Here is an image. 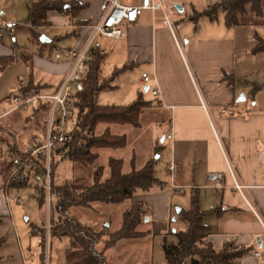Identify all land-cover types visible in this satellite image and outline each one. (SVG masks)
I'll use <instances>...</instances> for the list:
<instances>
[{
    "label": "crops",
    "instance_id": "0c3cea01",
    "mask_svg": "<svg viewBox=\"0 0 264 264\" xmlns=\"http://www.w3.org/2000/svg\"><path fill=\"white\" fill-rule=\"evenodd\" d=\"M35 1L37 0H0V20L14 21L17 24L11 29H0V80L23 63L24 75L16 77V81L11 77L6 80L3 84L6 92L20 87L14 94L53 95L71 69L72 60L68 51L84 48L92 37L94 26L101 21L103 0H78L88 7L75 17L51 11L48 13L49 25L42 27H33L27 23L29 9ZM69 1L71 0H65ZM140 1L122 0V3L134 6ZM164 1L168 3L171 0ZM174 1L185 5L181 0ZM212 4L205 5L196 12L205 16L204 12ZM180 10L183 11L182 8ZM167 14L173 23L172 28L164 26L165 16L162 11H145L135 24L124 27L125 38L112 40L99 36L93 41L91 52L93 54V51L98 50L103 53V78H109L107 76L112 72L126 65H131L132 69L136 68L141 73V83L142 75L150 74L152 81L145 87V91L151 96L146 99L141 96L144 101L151 103V107L144 111L154 109L168 117L167 134L172 133V138L167 139L165 136L161 142H168L169 164L175 162L178 165L174 178L169 172V164L167 167L172 179L171 189L180 194L174 186L182 187L181 184L186 183L189 188L184 187L185 194L181 195H186L187 189L194 190L202 211L219 210L218 216L207 219V223L213 228L207 243L220 250L227 242H234L248 250L239 260L240 264H260L253 253H264V105L259 101L250 105L254 96L249 104L242 103L239 97L245 95L246 101V94L253 92L252 87L258 85L251 80L254 71L264 72V62H261L264 53H255L257 37L264 40V36L254 32L262 23L253 19L257 18L253 15L255 17L250 21H242L240 26L234 28L220 24L214 27L212 23L219 20L212 21L206 16L202 19L207 18L210 24L196 26L191 21L188 23L184 19L179 21L173 18L168 10ZM62 34L66 37L63 38ZM42 37L47 41H41ZM97 40L99 42L96 44ZM25 44L29 47L24 46ZM106 71L109 72L105 75ZM115 81L112 83L114 87ZM28 89L31 91L27 92ZM153 91H158V94L154 96ZM5 98L6 95L2 94L0 101ZM5 105L3 110L0 109V115L12 108L9 100ZM23 110L26 109L0 118V124L8 120L7 117L20 114ZM15 119L21 122L16 125L20 130L29 124V118L21 115ZM112 126L111 134L126 136L128 146V134L133 133L134 129H140L141 123L139 127L129 126L134 129H129L128 133L122 131L116 134L112 131ZM105 129V125L99 127V134ZM30 139H26V144L23 145L15 138H10L14 140L12 146L22 151ZM162 149L163 147L156 148L159 152ZM99 150L97 153L100 156ZM134 153L133 150L128 156L129 162L121 157H110L108 163L110 159H121L124 161V172L130 173L134 165L136 169H142L152 161L150 158L141 165ZM155 174L158 178L156 171ZM218 174L224 175L223 189L214 187ZM236 184L243 187L241 192L235 189ZM32 187L39 191L33 183L21 190H14L0 180V264H40L42 238L32 233L33 228L27 225L31 219L23 217L20 211V206L24 204L21 192L33 189ZM171 189L156 186L150 191H138L131 201L116 205L123 210V214L119 229L113 232L110 230L111 216H108V226L104 225L108 222L104 221L105 217L98 218L97 221L103 222L104 229L114 233L120 230L124 213L133 206H141L146 211V218L137 230L147 234L143 238L129 240L135 241L129 245L134 246L154 235L169 236L173 222L177 221L176 218L174 221L172 214L174 197ZM16 196L22 199V204L13 200ZM5 197L10 200L6 201ZM99 206L94 204L86 209L98 212V208H101ZM75 210L81 209L74 207L70 213ZM71 215L83 221L79 212ZM184 229L183 224L181 230ZM64 237L72 241L71 237ZM107 239L108 237H104L98 244V250L104 251L108 260L107 252L125 240L106 249ZM80 245L86 247V242L80 240ZM134 249L139 247L134 246ZM146 255L150 263L154 264V245ZM160 261L168 264L163 257H160ZM108 263L111 264L109 260Z\"/></svg>",
    "mask_w": 264,
    "mask_h": 264
},
{
    "label": "trees",
    "instance_id": "16d2710c",
    "mask_svg": "<svg viewBox=\"0 0 264 264\" xmlns=\"http://www.w3.org/2000/svg\"><path fill=\"white\" fill-rule=\"evenodd\" d=\"M68 6V7H67ZM88 7L80 4L78 0H37L29 9L27 23L33 27L49 25L48 13L57 11L68 13L73 17ZM224 14V22L227 28H234L242 24V18L254 14L257 18L264 15V0H218L204 12L210 20L216 21L218 13ZM255 53H264V40L257 37ZM104 56L101 51H93V60L89 65V77L82 82L78 92L80 116L76 130L71 135L67 144L61 149L62 159H69L76 165L89 166L97 162L99 149H122L127 146L126 136H115L110 132V126H140V117L143 111L151 107V103L143 100L140 95L138 100L128 106H102L98 104V96L105 90H113L116 87L112 83L123 73L132 69L126 65L122 69L115 70L112 77H102V64ZM26 91V90H24ZM31 91L30 89L27 92ZM33 116L29 118V124L36 131H43L48 106L37 105L33 108ZM43 124V125H42ZM106 126L101 134L100 126ZM42 127V128H40ZM4 128H0L3 130ZM33 137V136H32ZM31 137V139H32ZM30 139V140H31ZM29 140V142H30ZM28 142V143H29ZM18 149V148H17ZM26 149V148H25ZM25 150H16L18 156H23ZM17 156V157H18ZM53 166L52 201L56 199V213L58 220L50 229L53 237H71V247L66 253V264H109L104 251L98 250V244L105 240V248H113L121 240L143 238L147 233H141L137 227L145 220L146 211L143 207L133 206L124 213L120 230L110 233L108 229L97 231L83 224L71 215V207L90 208L94 204L122 205L131 201L138 191H150L162 183L155 174V162L149 161L142 169H136L135 165L130 173L124 172V161L110 159L107 168L98 166L90 179L85 177L75 178L72 184L56 187L54 184ZM16 158L11 159L3 171L5 178L9 180L8 187L21 190L33 182L25 177L23 168L16 171ZM16 171V172H15ZM7 182V181H6ZM34 184V183H33ZM39 188V187H37ZM41 199L40 206H45V194L39 189ZM54 207L52 205V213ZM219 210L204 212L199 207L197 197L192 199L191 208L188 211L181 210L177 218L184 224V230H170L175 241H169L167 236L163 241V252L168 264H240L248 250L227 242L220 250L215 249L206 240L211 235L212 226L207 223L210 216H218ZM45 229L33 227L32 233L43 238L42 246L45 249ZM59 230L63 232L59 234ZM65 230V231H64ZM42 234L44 236H42ZM80 240L86 242V247L80 245ZM44 253L40 254L39 262L44 264Z\"/></svg>",
    "mask_w": 264,
    "mask_h": 264
},
{
    "label": "rangeland",
    "instance_id": "374dc122",
    "mask_svg": "<svg viewBox=\"0 0 264 264\" xmlns=\"http://www.w3.org/2000/svg\"><path fill=\"white\" fill-rule=\"evenodd\" d=\"M181 1L183 2V4L185 3V5L176 3L174 0L168 1V3L164 1L166 9L170 14H172L171 16L173 18L178 19L179 21L184 19L185 21H188V23H190L189 21H191V23H194L196 26H200V25L203 26L205 23L210 24L207 18L202 19L203 17L206 16L200 15V13L196 11H198L200 8H204L205 5L207 6L208 4L215 3L216 0H203V1L181 0ZM180 8H182L183 11H181ZM253 15L254 14H249V16L248 15L244 16L241 20L244 22H248L252 17H255ZM223 19H224V15L220 11L218 13L219 21L212 23V25L214 27H216L218 24L224 26L225 22L223 23L224 21ZM253 19H258V21L262 23L260 24L259 28L254 29V32H256L259 36H264V16L261 18H253ZM62 37L65 38L66 37L65 34H62ZM98 42L99 40L96 41V44ZM24 46H26L27 48L29 47L27 44H25ZM93 48H95V46ZM261 62H264V58H262ZM23 68L24 65L22 63L19 68H14L12 72H8V74L4 78H2V80H0V96L2 94L6 95V98L0 101L1 110H3L4 106L6 107L5 102L9 99V96L11 97L12 94L17 92V90H19L20 88V87H15L16 88L15 90L10 91L9 89L6 92V90L3 87L4 82L8 80L10 77L11 79L13 78L14 81H16V77H18L19 75H24L22 71ZM1 71H2V67H0V73ZM108 72L109 71H106L105 75L108 74ZM112 75L113 72L107 77L110 78L112 77ZM122 76L124 78H122ZM251 80L253 82L258 83L257 87L256 86L252 87L253 92L246 94V101L241 99V97L245 95H241L239 97V100L241 99L242 103L249 104L250 99L254 96V99L252 100V103L250 102V105L254 104L257 101H259L260 103H262V105H264V86H263L264 72L262 70H255L251 77ZM115 84L117 87L116 89L107 90L99 95L98 98L99 104L113 105V106H128L136 102L140 95H143L144 99L151 96V94H148L145 91V87L149 85L144 86L141 83V73L138 72L136 68L132 69L131 71L125 74L120 75L119 79L115 81ZM33 112H34L33 108H27L26 110L21 111L20 114H15L13 116L7 117V119L10 122L8 120H4V122L0 124V128H3L2 127L3 125L5 126L4 129L1 130L0 132V180L2 179L3 183L6 186L9 184L11 177H9V180L8 178L7 179L5 178L6 173L3 171V167L6 166L11 159H15L18 156L16 154V150L18 151V149L17 147L12 146V141L14 140H10V138L13 137L15 138V140H18V143L25 145L26 142L24 141L26 139H30L31 136L41 132L39 130L36 131L35 129L36 126L32 127V125L30 124H28V126H24L20 130L16 126L18 123L19 124L21 123L18 122L20 118H18V120L15 118L19 117L20 115L23 118H30L33 116ZM140 123H141L140 129H134L129 126H120V125L112 126V131L116 134L122 133V131L128 133V131H130L129 129H134L133 133L128 134L129 144L127 148L124 149L99 150L100 153L99 159L93 165H89L86 167L79 166L71 162L69 159H62L61 157L58 156L56 158V167L54 171L55 186L62 187L67 184H72L75 178H79V177H85L90 179L92 173L98 166H107L110 157H115V158L121 157L124 158L127 162H129L127 158L128 156H130V154H132L134 150L136 160L139 164L143 165L150 158L154 160L155 171L157 173L159 181L162 183L164 189L165 188L171 189L170 186L172 184L171 181L172 179L168 173V168H167L169 164L168 142L166 141H164L163 143L161 142V139L168 135L167 134L169 131L168 117H166V115L161 111L148 109L143 112L140 118ZM18 126L20 127V125ZM157 147L159 148L163 147V149L159 152L156 150ZM130 149L132 150L131 153H130ZM52 178H53V173H52ZM185 184L182 183L181 184L182 187L189 188ZM32 188L33 189H28L21 192L23 193L24 196V204L20 206L21 214L23 217L27 216L31 219L27 224L29 228L34 227L38 229H45L44 232H45L46 247L45 249H43V246L41 247V254L44 253V258H43L44 264L48 253V245H47L48 241H49L48 264H66L65 263L66 253L68 249L71 247L70 239L64 236L53 237L52 233H50V229H52L51 227L55 223L52 220L53 219L58 220L59 218L55 208L57 201L55 198H53L52 205L54 207V211L53 213L52 211L48 213L46 205L40 206L39 203V200L41 199L39 193L40 190L38 189L39 191H36L35 187ZM172 193L174 197L172 200V214H173V219L174 218L177 219L176 222H173L172 229L181 230L183 224L177 218L176 209L181 208L182 210L185 211L190 210L192 199L196 196V192H194V190L187 189L186 195H181L173 190ZM98 205H100L99 207H101L98 208V212H101L100 215H97L98 212H93L90 209L81 208V207H80L81 210H75L74 213L77 212L80 213L79 216L83 220L82 221L83 224L89 225L91 228L94 229H99L100 231L104 230L103 222L100 223L97 221V219L98 218L101 219L102 217H105L104 221H108L109 220L108 216L109 217L111 216L112 221L110 223L111 224L110 230L113 232L117 228L119 229L120 227L119 224L122 222L123 210L116 205H108V204H98ZM73 209L74 207H71V210ZM85 213L87 215H85ZM109 222L110 221L106 222L104 225L108 226ZM62 232H63L62 230H59L58 235H60ZM42 236L44 235L42 234ZM167 238L169 241H175L172 235H169ZM163 241H164V236L154 235L152 237H148L146 240H142L134 244L135 247H139V249H134V246L129 245V243H134L135 241L125 240L119 243L115 248L111 249V251L107 252V257L111 264H151L148 256L146 255V252L148 250L151 251L154 245V249H155L154 264H164V262L160 261V257H163V260L166 261L162 249ZM42 242H43V238H42ZM126 245L129 246L125 248ZM126 251H129V253H126Z\"/></svg>",
    "mask_w": 264,
    "mask_h": 264
},
{
    "label": "built area",
    "instance_id": "2783aa9c",
    "mask_svg": "<svg viewBox=\"0 0 264 264\" xmlns=\"http://www.w3.org/2000/svg\"><path fill=\"white\" fill-rule=\"evenodd\" d=\"M103 17L99 23L94 26L93 34L89 42L80 50H69L68 56L72 60V66L64 81L53 95H43L40 93H16L9 97V103L12 108L0 118L27 108H34L37 105L48 106V114L44 124V129L40 133L33 135L27 144L23 156L16 157V171L23 168L25 177L41 188L45 194V204L48 213L52 211V173L53 166L56 164V158L62 157L59 152L67 144L71 135L77 128L80 108L78 92L80 85L89 76V65L93 60L91 46L93 41L99 37H107L112 40H121L126 37L125 26L135 24L139 17L145 11H162L165 16L164 26L172 28L173 23L170 20L164 0H141L139 4L131 6L122 3V0H103L101 6ZM14 21L4 22L0 20V29H11L16 27ZM151 76L148 73L142 75V83L149 85ZM149 89V88H148ZM156 96L158 91H153ZM172 138V133L166 136ZM15 171V172H16ZM178 171V165L175 162L169 164V172L174 178ZM223 174H218L215 179L214 187L223 189ZM8 187V185H7ZM180 194H185V188L174 186ZM235 189L239 192L243 187L236 184ZM9 201V197H5ZM13 200L22 204V199L18 196ZM48 253L45 264H48ZM254 256L260 264H264V253L255 251Z\"/></svg>",
    "mask_w": 264,
    "mask_h": 264
},
{
    "label": "water",
    "instance_id": "95a60500",
    "mask_svg": "<svg viewBox=\"0 0 264 264\" xmlns=\"http://www.w3.org/2000/svg\"><path fill=\"white\" fill-rule=\"evenodd\" d=\"M41 41H43V42H45V41H47V39H45L44 37H42L41 38ZM241 99L242 100H245V97L243 96V97H241ZM241 99H240V101H241ZM181 208H178L177 210H176V213H177V215H179L180 213H181ZM176 219L174 218V221H175Z\"/></svg>",
    "mask_w": 264,
    "mask_h": 264
}]
</instances>
